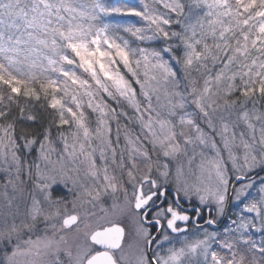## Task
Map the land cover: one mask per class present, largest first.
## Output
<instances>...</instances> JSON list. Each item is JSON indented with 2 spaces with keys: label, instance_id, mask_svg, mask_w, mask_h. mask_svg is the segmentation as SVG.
Here are the masks:
<instances>
[{
  "label": "snow or ice",
  "instance_id": "obj_1",
  "mask_svg": "<svg viewBox=\"0 0 264 264\" xmlns=\"http://www.w3.org/2000/svg\"><path fill=\"white\" fill-rule=\"evenodd\" d=\"M0 264H264V0H0Z\"/></svg>",
  "mask_w": 264,
  "mask_h": 264
}]
</instances>
